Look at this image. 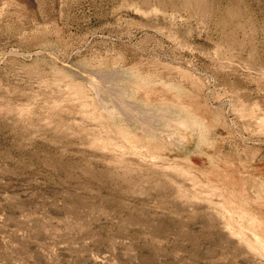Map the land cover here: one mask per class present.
<instances>
[{
	"label": "rangeland",
	"instance_id": "1",
	"mask_svg": "<svg viewBox=\"0 0 264 264\" xmlns=\"http://www.w3.org/2000/svg\"><path fill=\"white\" fill-rule=\"evenodd\" d=\"M0 264H264V0H0Z\"/></svg>",
	"mask_w": 264,
	"mask_h": 264
},
{
	"label": "bare ground",
	"instance_id": "2",
	"mask_svg": "<svg viewBox=\"0 0 264 264\" xmlns=\"http://www.w3.org/2000/svg\"><path fill=\"white\" fill-rule=\"evenodd\" d=\"M125 108V107H124ZM120 109V108H119ZM130 109V108H129ZM132 109V108H131ZM126 110H127V108H126ZM146 115V114H145ZM149 116V115H148ZM147 118V117H146ZM143 120H145V119H143ZM177 122V121H176ZM183 123H181V125H182ZM180 127V126H179ZM182 127V126H181ZM182 131V130H181ZM184 132V131H183ZM183 134V133H182ZM187 137V136H186ZM185 137V138H186Z\"/></svg>",
	"mask_w": 264,
	"mask_h": 264
}]
</instances>
